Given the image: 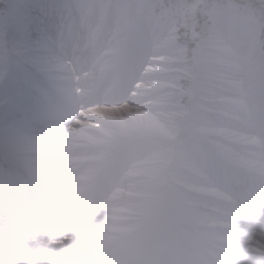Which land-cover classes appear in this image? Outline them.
<instances>
[{
  "label": "snow or ice",
  "instance_id": "obj_1",
  "mask_svg": "<svg viewBox=\"0 0 264 264\" xmlns=\"http://www.w3.org/2000/svg\"><path fill=\"white\" fill-rule=\"evenodd\" d=\"M99 105L131 110L85 133ZM64 139L88 187L54 217ZM0 185V264H264V0H0Z\"/></svg>",
  "mask_w": 264,
  "mask_h": 264
},
{
  "label": "rangeland",
  "instance_id": "obj_2",
  "mask_svg": "<svg viewBox=\"0 0 264 264\" xmlns=\"http://www.w3.org/2000/svg\"><path fill=\"white\" fill-rule=\"evenodd\" d=\"M83 90L81 92H73V96H82ZM126 109L130 111L131 109L127 106L116 107V106H107L99 105L96 107L88 108V110H95L92 116L100 117H118L119 111ZM84 111V112H86ZM81 113L82 119L75 121L76 125L83 127L85 133L90 130L92 125V120L88 117L90 115ZM50 145V155L52 160H55L57 163L54 164V170L56 172L55 179L53 181L54 187L61 194L62 201H73L79 197H82L87 192L88 182L85 179L86 170L90 163L87 159L88 154L91 151V146L87 145L84 141L79 139H64L62 142L58 141ZM6 180V178H4ZM36 180V178H33ZM37 189L41 192V187L39 184L34 185L32 188ZM36 190V191H37ZM99 231H103L100 229Z\"/></svg>",
  "mask_w": 264,
  "mask_h": 264
},
{
  "label": "bare ground",
  "instance_id": "obj_3",
  "mask_svg": "<svg viewBox=\"0 0 264 264\" xmlns=\"http://www.w3.org/2000/svg\"><path fill=\"white\" fill-rule=\"evenodd\" d=\"M125 111L126 109L119 111V116ZM94 112L95 110L91 109L84 113L92 116ZM49 148L50 145L48 142H44L42 144L41 152L37 158V168L34 176L36 178L35 181L41 187V195L35 197H33L32 195V197L40 203H44V205L47 206L50 211L54 212L53 216L55 217L63 209V205L65 204V202L61 200V194L54 187L53 181L56 174L54 170V164L57 162L55 160H52Z\"/></svg>",
  "mask_w": 264,
  "mask_h": 264
}]
</instances>
